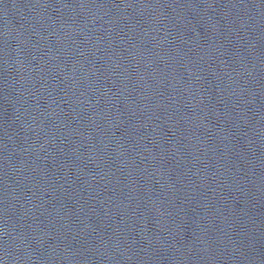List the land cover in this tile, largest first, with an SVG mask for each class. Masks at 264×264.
I'll return each mask as SVG.
<instances>
[{
	"label": "water",
	"instance_id": "1",
	"mask_svg": "<svg viewBox=\"0 0 264 264\" xmlns=\"http://www.w3.org/2000/svg\"><path fill=\"white\" fill-rule=\"evenodd\" d=\"M0 264H264V0H0Z\"/></svg>",
	"mask_w": 264,
	"mask_h": 264
}]
</instances>
